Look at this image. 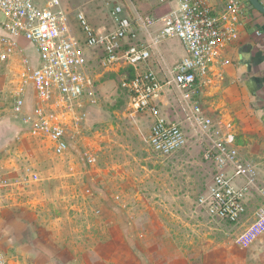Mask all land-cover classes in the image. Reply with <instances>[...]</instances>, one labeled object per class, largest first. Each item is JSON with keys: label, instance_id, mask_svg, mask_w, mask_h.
I'll return each mask as SVG.
<instances>
[{"label": "rangeland", "instance_id": "rangeland-1", "mask_svg": "<svg viewBox=\"0 0 264 264\" xmlns=\"http://www.w3.org/2000/svg\"><path fill=\"white\" fill-rule=\"evenodd\" d=\"M60 1L72 24L82 11L101 30L112 29L117 5L128 14L157 7L155 0ZM161 47L170 62L184 54L177 39ZM242 53L228 50L196 98L243 143L241 157L254 166L256 186L237 225L211 218L198 204L211 167L175 96L166 94L160 115L181 124L187 141L162 157L147 142L152 118L129 106L122 82L132 71L122 62L103 67L90 54L87 98L65 116L68 146L55 154L29 134L30 94L14 111L18 65L11 60L0 70V264H264V233L241 241L264 209V81L251 68L252 55L243 62Z\"/></svg>", "mask_w": 264, "mask_h": 264}, {"label": "built area", "instance_id": "built-area-1", "mask_svg": "<svg viewBox=\"0 0 264 264\" xmlns=\"http://www.w3.org/2000/svg\"><path fill=\"white\" fill-rule=\"evenodd\" d=\"M149 14H128L117 5L112 29L95 28L82 11L72 24L60 0H0V70L19 55L14 111H22L27 92L32 98L29 134L55 154L67 149L65 116L87 98L90 54L101 66L117 62L131 69L122 82L129 106L152 118L150 149L167 157L186 145L181 124L160 115L166 94L177 99L186 121L195 129L210 179L198 204L211 218L237 225L246 215V195L255 184L253 167L241 157L243 145L222 130L201 109L199 98L208 70L236 46L253 10L247 0H155ZM180 41L184 54L168 62L161 45ZM24 41L34 53L26 55ZM3 185L0 179V187ZM264 197V190H259ZM264 233V209L241 235L244 244Z\"/></svg>", "mask_w": 264, "mask_h": 264}, {"label": "crops", "instance_id": "crops-1", "mask_svg": "<svg viewBox=\"0 0 264 264\" xmlns=\"http://www.w3.org/2000/svg\"><path fill=\"white\" fill-rule=\"evenodd\" d=\"M260 2L264 5V0H260ZM246 27V29H245ZM253 40L258 41L256 44V54L252 55V61H251V68L255 71H259L261 73V78L264 81V15L260 14L256 10H252L250 13V22L246 23L240 32L239 40L236 43V46H234L231 50L237 47H241L242 51L245 46H248V50L250 52V46L253 45ZM170 41V40H169ZM21 45L25 48L26 55H29V52L32 51L30 49V46L25 43L24 41H21ZM259 47V49L257 48ZM165 56V55H164ZM29 57L32 59V57L29 55ZM166 57V56H165ZM34 58V57H33ZM166 59L169 61V59L166 57ZM11 60H16L17 65L19 64V55L15 54L8 62L7 66H4L3 69L9 70L10 65H13ZM247 62V61H243ZM262 81V82H263ZM262 88L264 89V83H262Z\"/></svg>", "mask_w": 264, "mask_h": 264}, {"label": "water", "instance_id": "water-1", "mask_svg": "<svg viewBox=\"0 0 264 264\" xmlns=\"http://www.w3.org/2000/svg\"><path fill=\"white\" fill-rule=\"evenodd\" d=\"M249 4L260 14L264 15V5L260 2V0H247ZM242 60L247 61L250 59V52L248 51V46L243 48Z\"/></svg>", "mask_w": 264, "mask_h": 264}, {"label": "trees", "instance_id": "trees-1", "mask_svg": "<svg viewBox=\"0 0 264 264\" xmlns=\"http://www.w3.org/2000/svg\"><path fill=\"white\" fill-rule=\"evenodd\" d=\"M251 6V5H250ZM252 9H253V7H252ZM131 70V69H130ZM130 76L129 77H131V74H129ZM236 140H237V142L238 143H240V144H243L242 142H240L237 138H236Z\"/></svg>", "mask_w": 264, "mask_h": 264}, {"label": "flooded vegetation", "instance_id": "flooded-vegetation-1", "mask_svg": "<svg viewBox=\"0 0 264 264\" xmlns=\"http://www.w3.org/2000/svg\"><path fill=\"white\" fill-rule=\"evenodd\" d=\"M249 51V50H248Z\"/></svg>", "mask_w": 264, "mask_h": 264}]
</instances>
